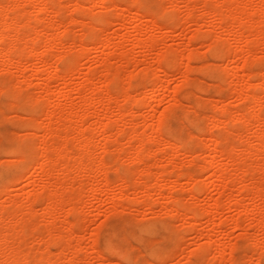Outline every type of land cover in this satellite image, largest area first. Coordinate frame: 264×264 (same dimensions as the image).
I'll use <instances>...</instances> for the list:
<instances>
[{"label":"rangeland","instance_id":"1","mask_svg":"<svg viewBox=\"0 0 264 264\" xmlns=\"http://www.w3.org/2000/svg\"><path fill=\"white\" fill-rule=\"evenodd\" d=\"M115 2L121 4V9H128L125 16H119V7L112 5ZM231 2L0 0V9L3 4H6L4 8L9 6V11L5 9L7 14H2L6 19L1 15L0 20L8 18L13 22L11 28L14 27L9 34L12 44L10 36L6 35L8 30L3 32L7 36L3 39L6 41L4 47L11 44L16 52L13 55L10 51V58L17 60L21 54L19 59L23 60L10 62L0 57V235L3 236L0 239L5 238L2 239L4 245L0 243L3 246L0 247V264H5L4 261L7 264L10 257H17L19 262L14 261L16 258L13 260L17 264H264V229L263 225L256 226L258 217H264V193L261 196L256 193L264 188V147H259L257 139L264 131V122H261L264 120H251L253 114H261L264 109V24L262 37H257L254 30L261 42H255L257 38L250 35L254 27L249 26L264 13V2L241 0L234 10L232 5L236 3ZM45 6L47 12H44ZM215 6L213 10L221 15L238 16L233 27L227 23L230 18L225 20L214 11L216 14L209 13L208 10L212 12ZM134 7L140 11H135ZM189 8H194L193 17ZM195 15L198 18L195 19ZM149 16L158 24H154L153 18L150 21ZM99 19L102 24L97 23ZM90 20L93 23H89L92 28L88 30ZM98 25L103 27V32ZM246 26L250 31L244 29ZM0 27L2 29V25ZM239 27H244L246 35L243 38L240 36L243 30ZM14 31L18 34L22 31L24 35L20 33L19 37ZM89 36L92 40L86 39ZM136 37L144 44L145 39L155 38L154 47L147 49L137 45L142 40L138 38L137 43ZM104 38L110 40L109 47L101 45ZM248 38H252L255 45ZM81 41L88 42L86 51L81 50ZM246 41L250 48L251 43L254 45L252 51L245 47ZM117 44L119 48L116 49ZM24 46L28 49L36 46L39 56L31 55V49L25 48L23 52ZM215 46L217 51L212 52ZM247 49L251 53L244 58ZM57 56L65 60L64 63ZM173 58L177 59L175 63ZM56 69L58 75L68 71L67 79L58 78ZM248 72L252 73L249 77ZM116 73L115 85L121 88L113 84ZM90 75L95 76L92 79ZM81 85L85 86V91ZM96 89L93 96L90 91ZM251 90L259 93L261 99L252 93L256 101L251 100L252 105L261 100V110L259 102L258 107L253 106L257 111L252 108L250 98L247 100ZM98 92L104 93L102 97H107L108 102H99L96 98L102 94ZM83 95L96 96L99 103L89 97V101L96 103L85 102ZM131 97L139 100L134 99L139 106L136 102L132 104L133 99L131 104L127 101ZM49 103L56 111L57 108L66 109V113L71 107H80L78 111L83 116L74 117L75 128L66 131L65 118L58 121L57 112H53L52 117L47 113ZM86 103L90 106L85 107ZM225 108H229L231 118L224 117ZM222 109L225 110L221 115ZM214 115L220 116L223 123L217 122L219 119L216 121ZM262 115L264 119V112ZM162 116L165 121H161L167 125H160L162 131L156 132ZM50 122L54 129L48 128ZM105 124L110 126L104 128ZM80 130L88 138L94 152L93 160L78 161L82 151L73 145ZM226 133L227 141L223 136ZM58 135L61 138L58 139ZM167 138L170 142L173 140L174 145L168 142L169 145ZM55 142L61 144L65 152L69 148L68 153L63 151L65 154L57 158L60 154L55 151L58 146ZM50 146L54 149L48 148ZM224 148L227 156L229 152L233 154L234 161L225 156ZM230 149L238 150L233 153ZM45 153L57 159L53 160L57 167L44 163L47 162ZM100 159L105 161L102 171L89 172L87 169L96 166ZM74 162H81L82 167L78 169ZM216 169L226 173V179L232 172L229 178L232 176L234 182L231 178V182L219 180L213 174ZM195 185L199 191L192 189ZM244 185L245 191L252 190L249 186L254 191H247L248 195L242 189ZM51 197L60 205L54 216H48L45 211ZM174 198L183 204L174 205ZM214 204H219L218 210L214 209ZM208 209L207 214L205 210ZM237 219L241 223L235 227ZM21 223L27 224L22 225L24 233L20 230ZM106 241L111 243L107 245ZM221 256L226 257L222 259Z\"/></svg>","mask_w":264,"mask_h":264},{"label":"bare ground","instance_id":"2","mask_svg":"<svg viewBox=\"0 0 264 264\" xmlns=\"http://www.w3.org/2000/svg\"><path fill=\"white\" fill-rule=\"evenodd\" d=\"M111 1H112V0H111ZM127 1H128V0H127ZM231 1H232L231 4H232L233 2L236 3L234 6L232 5L233 10H234V9H237V8L240 6L239 2L241 3V0H231ZM261 1H262V3L264 2V0H261ZM44 2H45V1H44ZM46 2H47V1H46ZM50 2H52V1H50ZM53 2H54V1H53ZM53 2H52V3H53ZM77 2H78V1H77ZM42 3H43V1H42ZM116 3H117V2H115V3L112 4V5H115V6H118V7H119V8H118V9H120V11H119V16H120V17L125 16V15L128 13V12H127L128 9H127V10L124 9V8L121 9V7L119 6V5H121V4L116 5ZM138 3H139V2H138ZM237 3H238V4H237ZM2 4H3V3H2ZM43 4H44V5H47L46 3H43ZM78 4H79V3H78ZM110 4H111V3H110ZM139 4H140V3H139ZM7 5H8V4H7ZM49 5H51V4H49ZM49 5H48V6H49ZM241 5H242V4H241ZM0 6H1V5H0ZM4 6H6V4H5V5L3 4V5H2V9H0V19H1V17L3 16L2 14L5 13V9H7L6 11H9V10H8V9H9V8H8L9 6L6 7V8H4ZM51 6H52V5H51ZM51 6H50V7H51ZM135 6H137V4H136ZM45 7H46V8L44 9V12H47V11H48L47 6H45ZM78 7H82V6L79 5ZM125 7H126V6H125ZM216 7H217V6L212 7V9H211L212 12H211L210 9H209V10H208L209 13H211V14H212V13H213V14H216L217 12H216L215 10H213V9H216ZM82 8H83V7H82ZM205 8H206V7H205ZM230 8H231V7H230ZM241 8H242V7H241ZM134 9H135V7H134ZM189 9H191V8H189ZM50 10H51V9H50ZM136 10H137V9H135V11H136ZM138 10H139V9H138ZM138 10H137V11H138ZM144 10H145V9H144ZM193 10H194V8H193ZM193 10L191 9V12H192V13H191V16H192V14H193ZM130 11H132V10H130ZM139 11H140V10H139ZM162 11H163V10H162ZM205 11H206V9H205ZM213 11L216 12V13H214ZM217 11H218V9H217ZM220 11H222V13H223L222 8H221ZM220 11H219V12H220ZM144 12H145V11H144ZM206 12H207V11H206ZM129 13H130V12H129ZM148 13H149V12H148ZM6 14H7V13H5L4 15H6ZM45 14H46V13H45ZM141 14H142V12H141ZM149 14H150V13H149ZM195 14H196V13H195ZM1 15H2V16H1ZM43 15H44V14H43ZM137 15L140 16V13H137ZM151 15H154V14H152V12H151L150 16H151ZM158 15H159V14H158ZM164 15H165V14H164ZM193 15H194V14H193ZM218 15L220 16L221 14H220V13H217L216 16H218ZM224 15H225V13H223L221 16H222L225 20H226V19L228 20V19L230 18V19H229V22H227V23H228V25L230 24V25L233 27L232 23H234L235 18H237L238 16L236 15V17L233 16V18H231V17H229V15H227V16H224ZM8 16H9V13H8L7 17H8ZM85 16H86V15H85ZM150 16H149V17H150ZM187 16H188V15H187ZM189 16H190V14H189ZM189 16H188V17H189ZM221 16H220V18H221ZM3 17H4V16H3ZM10 17H11V16H10ZM142 17H145V14H144V13H143ZM142 17H141V18H142ZM161 17H162V16H161ZM163 17H164V16H163ZM188 17H187V18H188ZM192 17H193V16H192ZM192 17H189V18H190V19H193ZM4 18L6 19V16H5ZM4 18H2V21L0 20V24L2 25V29H1V27H0V29H1V30H0V57H1V58H2V57H6V58H8V61H10V62H11V61H13V62H14V61H15V62L23 61V60H20V59H19V58L22 56L21 54H19L20 57L17 58V60H16L15 58H14L15 60H13V58H10V54H9L10 51H11V53L13 52V53H12L13 55H14V52H16V51L13 50V49H15V48L11 49V48H12V45H11V44H12L13 40L10 39L12 36L9 35L10 33H12V31H10V28H11V23H12V25H13V22L10 23V21H8V20H9L8 18H7V21H6ZM93 18H95V17H93ZM100 18H102V17L100 16ZM152 18H153V16H152ZM152 18L150 17L149 20L152 21ZM171 18H172V17H171ZM196 18H198V17H196V15H195V19H196ZM10 19L12 20V18H10ZM139 19H140V17H139ZM175 19H176V17H175ZM224 19H221V22H222V20H223V22H224V21H225ZM14 20H15V19H14ZM153 20H154V24L157 23V21H155V20H156L155 18H153ZM193 20H194V19H193ZM239 20H240V19H238V21H239ZM94 21H95V20H94ZM99 21H100V19L97 20V23H99ZM101 21H104L103 18H102ZM101 21H100V23L102 24ZM250 21H251V20H250ZM14 22H15V21H14ZM90 22H91V20L88 22V25H89ZM95 22H96V21H95ZM235 22H236V21H235ZM248 22H249V21H248ZM258 22H259V23H258ZM91 23H93V22H91ZM91 23H90V25H92ZM100 23H99V24H100ZM224 23H225V22H224ZM252 23H253V24H251V22H250V24H249L250 27L253 25L251 28L254 27V29H251V31L249 30L250 28H248V26H246L247 28H246V27H245V28L243 27V28L249 30L250 32L253 31V32H252L253 34H254V30H255V31H256V32H255L256 36H257V37H260V36L262 37V35H261V27H262L263 24H264V13L261 15V17H260V19H259L258 21H254V19H253V20H252ZM104 24H105V21H104ZM157 24H158V23H157ZM1 25H0V26H1ZM90 25H89L90 28H88V30L92 28ZM246 25H247V22H246ZM93 26H97V25H93ZM52 27H54V26H51V28H52ZM98 27H99V30L102 29L101 32H103V30H104L103 27L101 28V26H99V25H98ZM95 28H96V27H95ZM236 28H237V27H236ZM239 28H240V30H241V29L243 30L242 32L240 31V32L243 34L245 30H244L243 28H241V27H239ZM11 29H12V28H11ZM15 29H17V28H15ZM20 29H23V28H20ZM20 29H19V30H20ZM96 29H97V28H96ZM5 30H6V31H7V30L9 31V33H8V31H7V33H6V32H5V33H6V35H9V36H10L9 39L11 40V41H10L11 44L8 43L9 45L7 44V46H8L7 48H6V46L4 47V44H5L4 41H5V40H3L4 38L7 37L6 35H4L5 33H3ZM12 30H14V27H13ZM17 30H18V29H17ZM88 30H87V31H88ZM93 30H95V29H93ZM238 30H239V29H238ZM87 31H86V32H87ZM91 31H92V30H91ZM91 31H90V32H91ZM95 31H96V30H95ZM95 31H94V32H95ZM86 32L84 33V36H85V34H87ZM97 32H98V30H97ZM97 32H96V33H97ZM14 33H17V31H14ZM20 33H22V31H20L19 34H20ZM237 33H239V32H237ZM17 34H18V33H17ZM19 34H18V35H19ZM22 34L24 35V32H23ZM22 34H21V37L23 36ZM41 34H42V33H40V35H41ZM239 34H240V33H239ZM242 34H241L240 36H242V38H243V36H245L246 34H245V35H244V34L242 35ZM253 34L250 33V35H252V37L255 39L256 36H255V34H254V36H253ZM13 35H14V34H13ZM44 35H45V34H44ZM90 35H91V34H90ZM198 35H199V34H197V36H198ZM5 36H6V37H5ZM16 36H17V35H16ZM41 36H42V35H41ZM96 36H97V35H96ZM100 36L102 37L101 34H100ZM200 36H201V35H200ZM238 36H239V35H238ZM240 36H239V37H240ZM19 37H20V35H19ZM257 37H256V38H257ZM40 38H41V37H40ZM40 38H39V39H40ZM91 38H92V36H89V37H87L86 39H87V40H92ZM138 38L141 39L140 37H138ZM138 38L136 37V42H137V43H138V40H139ZM240 38H241V37H240ZM12 39H13V38H12ZM36 39H37V38H36ZM36 39H35V40H36ZM95 39H97V38H95ZM100 39H101V38H100ZM100 39H99V41H100ZM102 39H103V37H102ZM104 39H106V38H104ZM248 39H249V38H248ZM251 39H252V38H251ZM251 39H249V42H250ZM263 39H264V37L262 38V42L264 41ZM2 40H3V41H2ZM19 40H21V39H19ZM141 40H142V39H141ZM147 40H148V39H147ZM154 40H156V39H155V38L152 39V37H151V39L149 38L148 41H146V39L144 40V41H145V44H144V42H143V40H142V42L139 41L140 43L137 44V45H140V44H141V46L144 45L143 47H145V48L147 47V49H148L149 47L152 48V47H154V43H155ZM252 40H253V39H252ZM252 40H251V41H252ZM257 40H259V41L261 42V39H260V38H259V39H258V38L255 39V42H256ZM14 41H15V40H14ZM32 41H33V42H32V45H31V46L34 45V39H33ZM82 41H83V39H82ZM82 41H81V44H80V46H81L80 48H81V50H82V49H85V51H86L87 48H88V46H87V48H86L85 45H87L88 42L85 43V41H84V42H82ZM259 41H258V42H259ZM5 42H6V41H5ZM8 42H9V41H8ZM100 42H101V41H100ZM103 42H104V43H103ZM109 42H110L109 39H108V40L106 39V40H104V41L102 40V43H103V44H101V45H103V46H108V47H109V46H110ZM246 42H247V45H245V47L247 48V46L249 45V42H248V41H246ZM252 42H253V44L255 45L254 40H253ZM260 42H259V43H260ZM3 43H4V44H3ZM17 43L19 44V41H18V40H17V42L15 41V44H16V45H17ZM215 43H216V42H215ZM36 44H37V43H36ZM245 44H246V43H245ZM253 44L251 43V45H250L252 48H253V46H254ZM257 44H258V43H256V45H257ZM13 45H14V43H13ZM16 45H15V46H16ZM37 45L39 46V42H38ZM88 45H89V44H88ZM152 45H153V46H152ZM215 45H216V44H215ZM28 46H30V45H28ZM119 46H120V45H119ZM13 47H14V46H13ZM17 47H18V46H16V50H17ZM21 47H22V46H21ZM35 47H36V46L31 47V48H30L31 50H30V49H28L29 47H27V46L25 47V46H24L23 52H24V50L27 49L28 51H29V50L31 51V53H32L31 55L34 56V55H37V54H38V56H39V53H38V51H37L38 49H36L37 47H36V48H35ZM248 47H249V46H248ZM25 48H26V49H25ZM114 48H116V49L119 48V47H118V44H117L116 46H114ZM214 48L216 49L217 46H215ZM214 48H212V49H214ZM249 48H250V47H249ZM249 48H248V49H249ZM252 48H250L249 51H250ZM248 49H247V54H244V58H246V57H245L246 55H247V56H250L249 54H250L251 52L248 53V52H249ZM12 50H13V51H12ZM18 51H19V50H18ZM21 51H22V50H21ZM83 51H84V50H83ZM85 51H84V52H85ZM211 51H212V50H211ZM216 51H217V49H216L215 51H212V52H216ZM245 51H246V50H245ZM251 51H252V50H251ZM229 52H230V51H229ZM25 54H26V53H25ZM25 54H24V55H25ZM231 54H232V53H231ZM231 54H230V55H231ZM236 54H237V53H235L234 55L236 56ZM45 55H46V54H45ZM47 55H48V54H47ZM47 55H46V57H47ZM190 55H191V54H190ZM190 55H189V56H190ZM227 55H228V57H230L229 54H227ZM17 56H18V55H17ZM25 56H27V58H28V55H25ZM25 56H24V59H26ZM189 56H188L187 58H189ZM192 56L195 58L194 54H193ZM30 57H32V56H30ZM42 57L45 58L43 55H42ZM57 57H58V56H57ZM61 57H63V56H61ZM161 57H163V56H162V55L160 56V62H159V65H160V63H161ZM164 57H165L164 59L167 58L166 54L164 55ZM228 57H227V58H228ZM43 58H42V60H44ZM58 58H59L58 60H60V61L63 60V59L61 60L60 57H58ZM190 58L192 59L191 56H190ZM190 58H189V60H191ZM64 59H66V58H64ZM173 59H174V58H173ZM175 59H176V58H175ZM175 59H174V63H175L176 60H177V59H176V60H175ZM5 60H7V59H5ZM46 60H47V59H46ZM46 60H45V61H46ZM56 60H57V59H56ZM68 60H69V59H68ZM157 60L159 61V59H157ZM169 60H170V58H169ZM169 60H168V61H169ZM45 61H44V62H45ZM64 61H65V60H63L62 62L64 63ZM166 61H167V60H166ZM168 61H167V62H168ZM172 61H173V60H172ZM172 61H169L168 63H172ZM56 62H57V61H56ZM245 62H246V61H245ZM245 62H244V63H245ZM45 63L47 64L48 62H45ZM168 63H167V66L170 65V64H168ZM244 63L242 64L243 68L245 67V66H244ZM48 64H49V63H48ZM171 65H172V64H171ZM251 65H253V64H251ZM161 66H162V65H160V67H161ZM172 66H173V65H172ZM172 66H171V67H172ZM57 68H58V67H57ZM240 69H241V68H240ZM33 70H34V69H33ZM35 70H36V69H35ZM73 70H74V69H73ZM36 71H37V70H36ZM243 71H246V70H243ZM56 72H57V69H56ZM63 72H65V73H64L65 75H64V74H60V75H58V72H57V75L60 76V77H58V78H61V79H63V80H64V78H65V80H66V79H67V78H66V74H67L68 71L66 72V70H64ZM71 72H72V70H71ZM92 72H94V71H92ZM145 72H146V74H147L148 69H147V71H145ZM34 73H36V72H34ZM110 73H111V71H110ZM226 73H227V72H226ZM113 74H114V73H113ZM249 74H250V72H248V77L252 75V73H251L250 75H249ZM259 74H260V73H259ZM55 75H56V74H55ZM263 75H264V74H263ZM61 76L64 77V78H62ZM67 76H68V75H67ZM87 76H88V75H87ZM94 76H95V75H93V76L90 75V77H91L92 79H93ZM131 77L133 78V76H131ZM88 78H89V76H88ZM115 78H118V74H117V73L115 74L114 80H115ZM132 78H131V80H132ZM248 79H249V78H248ZM248 79H247V80H248ZM112 80H113V78H112L111 80H108V81H109V82L107 81L108 84H109L110 81H112ZM116 80H117V79H116ZM116 80H115V81H116ZM248 81H250V80H248ZM64 82H65V81H64ZM86 82H87V81H86ZM86 82H85V84H86ZM107 82H106V83H107ZM130 82H131V81H130ZM263 82H264V80H263ZM106 83H105V84H106ZM115 83L117 84V81H116V82H113L114 85H115ZM187 83H188V82H187ZM187 83H186V84H187ZM249 83H250V82H249ZM249 83H248V84H249ZM64 84H65V83H64ZM85 84H84V85H85ZM262 84H264V83H262ZM13 85H14V84H13ZM65 85H67V84H65ZM82 85H83V84H82ZM82 85H81V89L83 90V89H85V86H87V85H85L84 88H82V87H83ZM249 85L252 86L251 83H250ZM249 85L247 86V88L249 87ZM16 86H18V85H16ZM115 86H116V85H115ZM118 86H119V84H118ZM118 86H116V87L118 88ZM254 86H255V85H254ZM20 87H21V86H19V89H21ZM112 87H113V86H112ZM255 87H256V86H255ZM261 87H262V86H261ZM17 88H18V87H17ZM86 88H87V87H86ZM113 88H114V87H113ZM119 88H121V87L119 86ZM130 88H131V83H130ZM263 88H264V85H263ZM45 89L47 90L48 88L45 87ZM76 89H79V87H77ZM99 89H100V88H99ZM105 89H106V87H105ZM86 90H87V89H86ZM102 90H103V89H102ZM106 90H107V89H106ZM198 90H199V89H198ZM237 90H238V89H237ZM248 90H249V89H248ZM252 90H253V88H252ZM252 90H251V92L248 91L250 97H249V95H248V98L246 97L247 100H248L249 98H250L249 100H251V99L253 100L254 96H253L252 93H254V95H257V96L259 97V93L256 92V93H257V94H256V93L253 92ZM18 91H19V90H18ZM49 91H50V90H49ZM83 91H85V90H83ZM87 91H88V90H87ZM89 91H90V90H89ZM95 91H97V89H96V90H93V91H90V92H93V93H94ZM113 91H115V90H113ZM179 91H181V90H179ZM179 91H178V92H179ZM47 92H48V91H47ZM78 92H80V91L78 90ZM120 92H121V91H120ZM120 92H119V93H120ZM237 92H240V89H239V91H237ZM263 92H264V90H263ZM93 93H92V94H93ZM95 93H96V92H95ZM95 93L93 94V96L95 95ZM99 93H101V92H98V95H101V94H102V93H101V94H99ZM250 93L252 94L253 97L251 96ZM14 94H15V93H14ZM82 94H83V93H82ZM86 94H87V93H86ZM113 94H114V93H112V97H113ZM18 95H19V93H18ZM83 96H84V95H83ZM83 96H82V97H83ZM85 96H86V95H85ZM85 96H84V97H85ZM102 96H105V94L103 93L101 96H98L96 99H97L99 102H104V101L108 102V101H107L108 98H107V97H104V98H106V99L104 100V98H103ZM106 96H107V95H106ZM114 96H116V95H114ZM117 96H118V94H117ZM88 97H89V96H86V97H85L86 99L84 98L85 100H84V99H83V100H84L85 102H86V100H87V102H90L91 104H92V103L95 104L96 102L99 103L97 100H95V97H96V96L93 97L94 100H95L96 102L93 101V100H92V101H89V100L87 99ZM251 97H252V98H251ZM89 98H91V97H89ZM93 98H91V99H93ZM117 98H118V97H117ZM259 98H260V97H259ZM91 99H90V100H91ZM112 99H114V98H112ZM132 99H133V98L131 97V99H129V100H127V101H129V103L131 104L132 101H133L135 98H134L133 100H132ZM260 99H261V98H260ZM114 100H115V99H114ZM135 100H137V102H139L138 99H135ZM135 100L133 101L132 104H134V102H136ZM252 100H251V101H252ZM254 100H255V98H254ZM254 100H253V101H254ZM258 100H259V99H258ZM36 101H37V100H36ZM127 101H126V104L128 105ZM140 101H141V100H140ZM253 101H252L251 103L248 101V102L251 104L252 108H253V106H257V105L261 102V100H260V101H258L259 103L257 102L256 105H255V104L252 105V104H253ZM255 101H256V100H255ZM85 102H83V103H85ZM137 102H136V103H137ZM81 103H82V102H81ZM90 103H86V104H84V106H85V107H86V106H90ZM255 103H256V102H255ZM49 104H50V103H49ZM94 104H93V105H94ZM130 104H129V105H130ZM138 104H139V103H137V105H138ZM199 104H200V103H199ZM199 104H198V105H199ZM261 104H262V103H260V104H259V107H258V106H257V107L260 108V105H261ZM31 105H32V104H31ZM140 105H141V103H140ZM142 105H143V103H142ZM142 105H141V106H142ZM84 106H83V107H84ZM91 106H92V105H91ZM138 106H139V105H138ZM48 107H49V109H48ZM50 107L53 109V111H51ZM53 107H54V106H53ZM53 107H52V103H51L49 106H46V110L48 109L47 113H50V115H51V117H52V116H54L53 112H54V113L57 112V114L60 115V116L58 115L59 118H60V119H58V121L61 120V118H65V120H66V121H65V122H66V125H65V127H66V131H67V129H69V128H73V129L75 128V127H74V126H75L74 124H76V123H75V119H74V117L76 118L77 115H81V116H83V115L80 114L79 111H78V109H79L80 107H79V108L71 107L67 113H66V111H65L66 109L64 110V109H62V108H61V109H58V108H57V111H56V109L53 108ZM55 107H56V106H55ZM85 107H84V108H85ZM261 107H262V105H261ZM170 108H171V107H170ZM249 108H250V107H249ZM258 108H253V109H256V110H257ZM262 108H263V107H262ZM123 109H126V107H123ZM225 109H227V108H225ZM225 109H222V111H220V113H221V112H224L223 110H225ZM54 110H55V111H54ZM67 110H68V109H67ZM84 110H85V109H84ZM86 110H87V109H86ZM168 110H169V109H168ZM228 110H229V108L227 109L226 114H224V117H225V116L227 117V115L230 114V113L228 112ZM248 110H249V109H248ZM256 110H255V111H256ZM260 110H261V108H260ZM58 111H59V112H58ZM172 111H173V109H172ZM243 111L246 113V110H245V109H243ZM243 111H242V112H243ZM253 111H254V110H253ZM257 111H258V110H257ZM261 111H262L261 114L259 113L260 115H262V113L264 112V109L261 110ZM44 112H45V110H44ZM126 112H128V111L126 110ZM126 112H124V114H125ZM129 112H130V111H129ZM230 112H231V110H230ZM244 112H243V113H244ZM249 112H252V111L250 110ZM78 113H79V114H78ZM171 113H172V112H171ZM216 113L218 114V112H216ZM231 113H232V112H231ZM247 113H248V112H247ZM253 113H254V112H253ZM253 113H252V114H253ZM255 113H256V112H255ZM44 114H45V113H44ZM124 114H123V115H124ZM196 114H197V113H196ZM222 114H223V113H221V115H222ZM250 114H251V113H250ZM259 114H253L252 117L250 116V117H251V120H255V121L258 120L259 122H260V120H264L263 117H262L263 115L260 116ZM218 115H219V114H218ZM230 115L232 116V114H230ZM56 116H57V115H56ZM164 116H165V115H164ZM164 116H162V118H160V122H161V123H160L159 120H158V125H159V126H156V127H158V129L156 128L158 131H156V130L154 129L155 126H153V130H154V131H156V132H161L162 130H159V127H161L160 125H162V124H163L164 126L167 125V124H164V123H163V121H165V120L163 119ZM168 116H169V115H168ZM231 116L228 115V117H230V118H231ZM214 117H216V116L214 115ZM219 117H220V116L216 117L217 119H215V120L217 121V120L219 119L217 122H222V123H223V121H220V118H219ZM224 117H223V118H224ZM31 118H32V117H31ZM33 118H34V117H33ZM40 118H41V117H40ZM54 118H55V117H54ZM165 118H166V116H165ZM221 118H222V116H221ZM230 118H229V121H230ZM36 120H37V119H36ZM39 120H40V119H39ZM39 120H38V121H39ZM161 120H163V121H161ZM227 120H228V119H227ZM52 121H53V120H52ZM55 121H56V120H55ZM58 121H57V122H58ZM231 121H232V120H231ZM231 121H230V123H231ZM261 122H264V121H261ZM52 123H53V122H52ZM52 123L50 122V123L48 124V128H50V129H54ZM106 124H107V123H106ZM106 124L104 125V128H107L108 126H110L109 124L106 126ZM46 125H47V124H46ZM73 125H74V126H73ZM163 125H162V126H163ZM217 125H218V124H217ZM262 125H263V124H262ZM164 126H163V127H164ZM218 126H219V125H218ZM63 127H64V126H63ZM263 129H264V128H263ZM263 129H261V131H262ZM47 130H49V129H47ZM64 130H65V129H64ZM105 130H106V129H105ZM54 131H55V130H54ZM59 132H61V131H59ZM54 133H55V132H54ZM54 133H53V134H54ZM83 133H84L83 130H80V133H79L80 136H79V138L77 139V141H78V145L76 144L77 141H76L75 145H73L74 147H76V149L79 147V148L81 149V151H82V154H81L82 157L78 158V161H81L83 158H84V159L87 158L88 160H89V159L93 160L92 158H94V157H93L94 152H93V150H92V148H91V145H90V143H89V141H88V138L85 137ZM133 133H134V132H133ZM133 133H132V135H133ZM135 133H136V132H135ZM219 133H220V132H219ZM259 133H260V132H258V134H259ZM160 134H161V133H160ZM226 134H227V133H226ZM226 134L223 135V136H224V137H226V136L228 137V134H227V135H226ZM134 135H135V134H134ZM218 135H219V134H218ZM218 135H217V136H218ZM54 136H55V135H54ZM58 136H59L58 139L61 138L60 135H58ZM168 136H170V135H168ZM214 136H215V135H214ZM257 136H258V137H257ZM257 136H256L257 139H259V147H260V148H263V147H264V131L261 132V133H260L259 135H257ZM77 137H78V136H76V138H77ZM215 137H216V136H215ZM221 137H222V136H221ZM227 137L225 138V140L227 139ZM74 138H75V137H74ZM167 139H168V138H167ZM216 139H217V137L215 138V140H216ZM222 139H223V138H222ZM75 140H76V139H74L72 142H74ZM164 140L166 141V138H165ZM212 140H214V139L212 138ZM215 140H214V144L216 145ZM220 140H221V139H220ZM229 140H230V139H229ZM192 141H193V138H192ZM222 141H224V139H223ZM226 141H227V140H226ZM168 142L171 143V142H174V141L171 140V142H170V139H168V140H167V143H168ZM218 142H219V145H220L221 141H218ZM218 142H217V143H218ZM169 143H168V144H169ZM229 143H230V142H229ZM229 143H228V144H229ZM171 144L174 145V143H171ZM171 144H169V145H171ZM175 144H176V143H175ZM228 144H227V145H228ZM231 144H232V143H231ZM53 145H54V143H53ZM53 145H52V146H53ZM55 145H58V146H59V147H58V146L55 147V151H56L58 154H60V155H57V154L55 153V156L57 155V158H59L61 155H64L65 153H68L69 148H68V151L65 152L64 150H66V149L62 148L63 146H62L61 144H56V142H55ZM60 145H61V146H60ZM77 146H78V147H77ZM177 146H178V145L176 144L175 147L177 148ZM233 146H234V147H233L232 149L235 150V148H236L235 146H236V145L233 144ZM53 147H54V146H53ZM215 147L217 148V145H216ZM221 147H222V146H221ZM46 148H47V147H46ZM48 148L51 149L52 147L50 146V147H48ZM48 148H47L46 150L49 151ZM79 148H78V149H79ZM139 148H140V147H138V149H139ZM216 148H215V149H216ZM227 148H231V147H227ZM52 149H54V148H52ZM148 149H149V148H148ZM169 149H170V148H169ZM174 149H175V148H174ZM217 149L219 150L220 148H217ZM217 149H216V150H217ZM224 149H225V148H224ZM232 149H230V151H231ZM44 150H45V149H44ZM140 150H142V146H141V149H140ZM170 150H171V149H170ZM175 150H176V149H175ZM218 150H217V151H218ZM237 150H238V149H236V151H237ZM19 151H20V148H19ZM19 151H18V152H19ZM24 151H25V150H24ZM63 151L65 152L64 154H63ZM135 151H136V150H135ZM143 151H147V153H148V150L143 149ZM236 151H233V150H232L231 152H233V153L235 152V153H236ZM9 152H10V151H9ZM13 152H14V151H13ZM137 152L139 153V151H137ZM173 152H174V151H173ZM218 152H219V151H218ZM220 152H221V150H220ZM223 152H225V156H226V157L230 158L229 160H231V159L233 160V154H232V153L229 152V155L227 156V155H226V149L223 150ZM145 153H146V152H145ZM145 153H144V155H145ZM237 153H238V152H237ZM47 154H48V153H45V155H44V156L47 158V162L45 161L44 163H46L47 166L50 164V167H53L54 165H55V167H57L56 164H55V162L53 161V160H57V159H52L51 157H49V154H48V155H47ZM142 154H143V153H142ZM221 154H222V153H221ZM41 155H42V153L40 154V156H41ZM51 155H52V153L50 154V156H51ZM223 155H224V154H223ZM47 156H48V157H47ZM138 156H139V155H138ZM61 157H62V156H61ZM46 158H45V160H46ZM48 158H49V160H50L49 163H48ZM138 158H139V157H138ZM239 158H240V157H239ZM239 158H238V159H239ZM100 160H101V159H100ZM140 160H142V159L140 158ZM232 160H231V161H232ZM103 161H104V159H103ZM103 161H102V160L99 161V163H98L96 166H93V167H92V165H91V168H90V169H87V170H88L89 172H94V173L97 172L98 170H99L98 172H100V170H101L102 167H103L102 165H105V164H103V163H105V161H104V162H103ZM209 161H210V160H209ZM213 161H214V160H212V164H213ZM233 161H234V160H233ZM51 163H52V164H51ZM74 163L77 164V167H79L78 169H80V167H82L81 162H80V163H78V162H74ZM92 163H94V162H92ZM232 163H233V162H232ZM210 164H211V162H210ZM212 164L210 165V167H212ZM215 164H216V163H215V161H214V164H213V165H215ZM233 164H234V163H233ZM51 165H52V166H51ZM74 165H75V164H74ZM206 165H207V164H206ZM206 165H205V167H206ZM77 167L75 168L76 171L78 170ZM94 167H95V168H94ZM213 167H214V166H213ZM213 167H212V168H213ZM215 167H216V166H215ZM243 167H245V166H243ZM243 167H242V168H243ZM86 168H89V166L86 167ZM99 168H100V169H99ZM206 168H207V167H206ZM216 168L219 169L218 167H216ZM242 168H241V169H242ZM246 168H247V167H245V169H246ZM209 169H210V168H209ZM217 169H216L217 172H214L213 174L216 175V176L218 177L219 180H220V179H225V180H227V181L229 182V180H230V178H231L232 183L234 182V181H233L234 179H232V176H230V178H229V175H230L232 172H231V173L229 172V174H228V179H226V177H225V174H226V173L224 174V172H223L221 169H220V170H217ZM245 169H244V170H245ZM188 170H189V169H188ZM101 171H102V170H101ZM209 171H210V170H209ZM98 172H97V174H98ZM137 172H138V171H137ZM182 172H183V171H182ZM226 172H227V171H226ZM245 172H246V170H245ZM247 172H249V169H248ZM119 173H120V172H119ZM140 173H141V172H140ZM188 173H189V172H188ZM190 173H192V172H190ZM227 173H228V172H227ZM137 174H139V173H137ZM141 174H142V173H141ZM223 174H224V175H223ZM242 174H243V169H242ZM246 174H248V173H246ZM179 175L181 176V173H180ZM185 175H187V174H185ZM191 175H192V174H190V177H191ZM226 175H227V174H226ZM231 175H232V174H231ZM244 175H245V174H244ZM120 176H121V173L119 174V177H120ZM105 177H106V176H105ZM107 177H108V176H107ZM136 177H137V176H136ZM138 177H139V176H138ZM190 177H188V178L191 180L193 176H192L191 178H190ZM243 177H244V176H243ZM107 179H108V178H106V181L108 182ZM121 179H124V178L121 177ZM231 180H230V182H231ZM102 181H103V180H102ZM104 181H105V180H104ZM120 181H122V180H120ZM123 181H124V180H123ZM227 181H226V182H227ZM228 182H227L226 184H228ZM104 183H105V182H104ZM109 183H110V182H109ZM109 183H108V185H109ZM110 184H111V183H110ZM229 184H230V183H229ZM110 186H111V185H110ZM145 186L148 187V185H145ZM249 187H250V189H252V190H246V191H245V185H244V188H242V189H244L243 191H245V193H247V191H248V193L253 192V191H254L253 188H252L251 186H249ZM195 188H196V185H195L194 188L192 187V189H194V190L199 189L198 186H197L196 189H195ZM242 189H241V190H242ZM260 189H262V188H259L258 191H257L256 193H258L259 195H260V194L262 195V194L264 193V190H263L264 188H263L262 190H260ZM196 191H199V190H196ZM260 191H263V192H260ZM192 192H193V190H192ZM245 193H244V194H245ZM248 193H247V194H248ZM247 194H246V195H247ZM251 194H252V193H251ZM258 194H257V196H258ZM50 195H52V197H53L55 194H54V195H53V194H50ZM248 195H249V194H248ZM261 195H260V196H261ZM260 196H259L258 198H260ZM263 196H264V194L262 195V197H263ZM52 197L50 198L51 202L47 203V204H49L48 207H47V210H45V211H47V213L49 214L48 216H50V214H51V216H52V215L54 216V215L57 213L56 211H58L59 206H60L56 200H52ZM262 197H261L260 199H262ZM48 199H49V198H47V200H48ZM174 199H175V198H174ZM172 200H173V198H172ZM177 200H180V199H178V197H177ZM177 200H176V199L174 200V203H175L174 205L181 203V201L176 202ZM36 201H37V200H36ZM64 201H65V200H64ZM171 202H172V206H174V205H173V201H171ZM181 204H183V203H181ZM192 204H193V203H191L190 205H192ZM188 205H189V204H188ZM214 205H215V204H214ZM182 206H183V205H182ZM221 206H222V205H221ZM185 207H186V206H184L183 209H186ZM17 208H18V207H17ZM176 208H177V207H176ZM204 208H205V207H204ZM178 209H179V208H178ZM199 209H200V207H199ZM205 209H206V208H205ZM214 209H215V210H218V209H219V204H216ZM221 209H222V208H221ZM193 210H194V209H193ZM14 211H15V210H14ZM55 212H56V213H55ZM184 212H185V210H184ZM205 212L208 214L210 211H209V209H208V210H205ZM251 212H252V211H251ZM253 212H254V211H253ZM44 214H46V213L44 212ZM191 214H192V212H191ZM194 214H195V213H193V216H194ZM259 214H261V213H259ZM262 214H263V212H262ZM247 215H249V213H247ZM247 215L243 216V218L248 217ZM258 216H259V215H258ZM198 217H201L200 214L198 215ZM194 218H195V216H194ZM194 218H192L194 221L197 220V219H194ZM245 219H246V218H245ZM243 220H244V219H243ZM255 220H257V219H255ZM237 221H238V219H237ZM256 222H257V225H256V226L259 225L260 228H261V226L263 225V229H264V217H263V218H262V217L260 218V216H259V217H258V220H257ZM240 223H241L240 220L238 221V223L235 222V227L240 226V225H239ZM254 223H255V222H254ZM236 224H238V225H236ZM255 224H256V223H255ZM22 225H23V226H24V225L26 226L27 224H25V223L22 224V223H21V225H19V226H21V229H20V230H23V233H24L25 231H24V229L22 228V227H23ZM25 226H24V227H25ZM259 226H258V227H259ZM18 228H19V227H18ZM25 229H27V227H26ZM0 234H2V233H1V230H0ZM97 236H98V235H97ZM0 237H3V236L0 235ZM94 238H95V237H94ZM2 239H3V238L0 239V241H1L0 243L3 244ZM4 239H5V238H4ZM4 239H3V240H4ZM93 240H94V239H93ZM6 241H7V240H5L4 243H6ZM96 241H97V240H96ZM106 242H107V241H106ZM95 243H96V242L94 241V242H93V245H94ZM110 243H111V242H110ZM110 243L107 242V245L110 244ZM253 243H255V242H253ZM2 244H0V245H1L0 247H1V248L3 247ZM255 244H258V243H255ZM3 245H4V244H3ZM112 245H113V244H112ZM208 246H209V245H208ZM107 247H108V246H107ZM235 247H236V246H234V248H235ZM1 248H0V249H1ZM94 248H95V245H94ZM111 248H113V246H111ZM97 249H98V248H97ZM97 249H96V250H97ZM112 250H114V249H112ZM233 250H234V249H233ZM237 250H238V249H237ZM119 251H120V250H119ZM112 253H113V252H112ZM118 254H119L118 256H120V257L123 256L122 253H118ZM121 254H122V255H121ZM196 254H197V253H196ZM165 255H166V257L168 256V254H165ZM231 256H233V255H231ZM125 257H126V256H125ZM225 257H226V256H223L224 259H225ZM229 257H230V255H229ZM14 258H16L17 260H16V259L14 260ZM127 258H129V257H127ZM197 258H198V257H197ZM220 258H222V256H221ZM223 258H222V259H223ZM10 259H11V257H10ZM10 259H8L9 262L7 261V264H17V263H15V262H17V261L19 262V261H20V260H18L17 257H13V258L11 259L12 262L10 261ZM125 259H126V258H124V260H125ZM230 259H231V258H230ZM232 259H233V257H232ZM232 259H231V260H232ZM235 259H236V258H235ZM13 260H14L15 262H14ZM129 260H130V259H129ZM219 260L221 261V259H219ZM235 261H236V260H235ZM1 262H2V261H1ZM1 262H0V263H1ZM10 262H11V263H10ZM3 263L6 264V261H4ZM20 263L22 264V262H20ZM23 264H24V263H23ZM50 264H51V263H50ZM231 264H232V263H231Z\"/></svg>","mask_w":264,"mask_h":264}]
</instances>
